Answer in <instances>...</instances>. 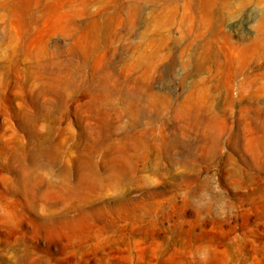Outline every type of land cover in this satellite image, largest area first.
Returning a JSON list of instances; mask_svg holds the SVG:
<instances>
[{
	"label": "rangeland",
	"instance_id": "374dc122",
	"mask_svg": "<svg viewBox=\"0 0 264 264\" xmlns=\"http://www.w3.org/2000/svg\"><path fill=\"white\" fill-rule=\"evenodd\" d=\"M0 264H264V0H0Z\"/></svg>",
	"mask_w": 264,
	"mask_h": 264
}]
</instances>
